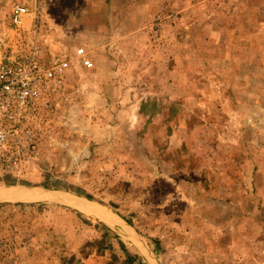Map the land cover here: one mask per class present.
I'll return each mask as SVG.
<instances>
[{
    "label": "rangeland",
    "instance_id": "374dc122",
    "mask_svg": "<svg viewBox=\"0 0 264 264\" xmlns=\"http://www.w3.org/2000/svg\"><path fill=\"white\" fill-rule=\"evenodd\" d=\"M0 40L68 64L11 125L0 264H264V0H0Z\"/></svg>",
    "mask_w": 264,
    "mask_h": 264
},
{
    "label": "built area",
    "instance_id": "2783aa9c",
    "mask_svg": "<svg viewBox=\"0 0 264 264\" xmlns=\"http://www.w3.org/2000/svg\"><path fill=\"white\" fill-rule=\"evenodd\" d=\"M28 10L16 6L11 14L12 24L21 28ZM0 40V49L4 48ZM36 54L24 57L21 60H8L0 64V163L4 161V150L12 137L11 125L19 127L33 115L37 103L43 97L46 81L52 78L54 71H66L68 64L60 62L55 67L44 72L35 58ZM77 57L82 65L90 69L92 62L87 58L83 49L77 51Z\"/></svg>",
    "mask_w": 264,
    "mask_h": 264
},
{
    "label": "crops",
    "instance_id": "0c3cea01",
    "mask_svg": "<svg viewBox=\"0 0 264 264\" xmlns=\"http://www.w3.org/2000/svg\"><path fill=\"white\" fill-rule=\"evenodd\" d=\"M98 210V209H97ZM100 217L103 218L104 223L107 224V226L114 232H121V234H124L127 232V224L121 221L117 216H114L113 214H109L107 212H103L100 210ZM126 238V237H125Z\"/></svg>",
    "mask_w": 264,
    "mask_h": 264
},
{
    "label": "bare ground",
    "instance_id": "6f19581e",
    "mask_svg": "<svg viewBox=\"0 0 264 264\" xmlns=\"http://www.w3.org/2000/svg\"><path fill=\"white\" fill-rule=\"evenodd\" d=\"M82 49V48H81ZM77 50V49H76ZM75 52V51H74ZM77 53V51H76ZM91 59V58H90ZM70 63V62H69ZM93 68V67H92ZM70 72V71H69ZM64 196L59 195V194H49V195H45V196H34V197H22L21 200L23 201H27L26 203H28L29 200H34V199H48V200H53L56 202H60L63 201ZM33 202V201H32ZM24 203V202H23ZM34 203V202H33ZM125 222V221H124Z\"/></svg>",
    "mask_w": 264,
    "mask_h": 264
}]
</instances>
